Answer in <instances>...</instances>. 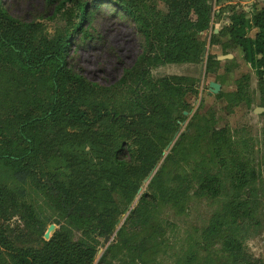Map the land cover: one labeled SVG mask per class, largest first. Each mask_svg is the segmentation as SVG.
Wrapping results in <instances>:
<instances>
[{
	"label": "trees",
	"instance_id": "1",
	"mask_svg": "<svg viewBox=\"0 0 264 264\" xmlns=\"http://www.w3.org/2000/svg\"><path fill=\"white\" fill-rule=\"evenodd\" d=\"M43 1L53 10L50 32L36 21L11 17L0 0V264H113L114 249L128 247L141 259L163 236L153 209H180L192 189L196 197H226L202 231V244H219L228 264H261L243 246L247 233L259 227L254 169L231 164L230 137L211 120L195 113L180 133L195 79L151 74L159 67L202 63L199 35L211 28V0H162L166 11L140 0ZM105 8L129 19L142 40L140 55L111 87L87 83L68 60L75 40H92L93 21ZM225 31L226 42L211 35L209 46H219L222 55L229 48L241 52L264 108V8L249 18L232 13ZM219 65L208 54L205 73ZM200 153L217 161L216 174L178 172ZM147 180L116 232L118 243L95 263L99 240L126 212L115 196L128 207ZM28 183L61 220L49 241L43 239L47 223L26 202L23 189L10 187ZM14 219L21 225L12 228ZM73 230L80 232L78 240Z\"/></svg>",
	"mask_w": 264,
	"mask_h": 264
},
{
	"label": "rangeland",
	"instance_id": "2",
	"mask_svg": "<svg viewBox=\"0 0 264 264\" xmlns=\"http://www.w3.org/2000/svg\"><path fill=\"white\" fill-rule=\"evenodd\" d=\"M139 1V0H137ZM153 5L160 11H166L162 0H140ZM8 14L23 22L36 21L44 25L49 32L52 22L48 20L52 11L43 0H3ZM214 14L211 28L199 35L205 44V55L199 65H172L159 67L151 71L155 79L168 76H185L196 80V94L187 95L186 102L191 107L185 113V122L180 125V133L184 132L187 123L196 113L205 120H211L216 130H225L230 137L229 159L231 164L242 163L253 168L256 173L254 188L259 204L257 220L259 227L251 229L243 241L245 251L253 258L264 264V108L261 107L257 78L254 71L246 64L241 52L236 48H229L227 59H222L220 47H210L211 35H216L222 42L228 40L225 28L229 25L232 13H243L247 18L264 8V0H234L228 5L222 2L218 6L211 0ZM255 30L249 33L253 38ZM92 40L77 39L68 52V60L72 70L87 83L100 87H111L117 83L123 71L129 69L142 50V40L136 33L133 24L125 17H116L112 8L102 9L96 15L90 31ZM215 55L220 63L214 73H205L206 56ZM218 58L220 60H218ZM241 87V95L237 97V89ZM216 90V91H215ZM216 160L206 154H193L182 164L178 172L191 174L199 170H209L216 174L219 171ZM177 170H172L175 173ZM46 183V181H43ZM145 181L142 188L130 206L122 205L119 198L115 201L126 212L118 221L113 232L99 240L98 253L95 263L109 246L116 245V232L122 226L130 210L146 191ZM11 188H21L25 200L36 214L47 223L45 233L51 227V237L60 227L58 214L49 206L40 190L30 183L18 186L11 184ZM192 189L182 205L176 208L170 204H158L153 209L154 220L163 231L158 246L153 252H148L143 258H138V251L133 247L114 249L113 264H228L225 256L220 252V245L206 246L201 242V233L208 226L212 215L221 210L226 202L222 195L217 199L208 196L196 197ZM21 225L18 219L11 222V227ZM115 232V234H114ZM44 233V234H45ZM74 240H78L80 232L73 230ZM149 247V246H148Z\"/></svg>",
	"mask_w": 264,
	"mask_h": 264
},
{
	"label": "water",
	"instance_id": "3",
	"mask_svg": "<svg viewBox=\"0 0 264 264\" xmlns=\"http://www.w3.org/2000/svg\"><path fill=\"white\" fill-rule=\"evenodd\" d=\"M222 59H226V58L223 57ZM218 60H220V59L218 58ZM215 91H216V90H215ZM177 136H178V133L175 135V138H176ZM147 181H148V180H147ZM51 229H52V228L49 227L47 233L44 234L43 239H44L45 241H49L50 238L52 237V236H51V237L49 236V233H50ZM114 234H115V232H114Z\"/></svg>",
	"mask_w": 264,
	"mask_h": 264
},
{
	"label": "crops",
	"instance_id": "4",
	"mask_svg": "<svg viewBox=\"0 0 264 264\" xmlns=\"http://www.w3.org/2000/svg\"><path fill=\"white\" fill-rule=\"evenodd\" d=\"M233 1H234V0H228L227 4H228V5L233 4V3H234ZM221 55H222V54H221ZM223 57H225L226 59L228 58V56H223V55H222V58H223Z\"/></svg>",
	"mask_w": 264,
	"mask_h": 264
}]
</instances>
